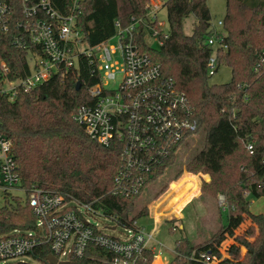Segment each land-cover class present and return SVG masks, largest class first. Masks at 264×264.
I'll return each instance as SVG.
<instances>
[{"label":"trees","instance_id":"1","mask_svg":"<svg viewBox=\"0 0 264 264\" xmlns=\"http://www.w3.org/2000/svg\"><path fill=\"white\" fill-rule=\"evenodd\" d=\"M19 1L9 0L16 10ZM225 1L226 49L218 50L216 57L219 67L225 64L230 69L227 83L209 82L207 63L212 49L204 43L210 15L205 0H164L168 37L158 49L141 40L143 51L159 64L162 76L185 93L198 124L195 135L202 134L200 146L185 170L207 175L208 181L201 179L200 192L213 198L222 195L220 214L221 209L226 211L225 223L206 242L192 246L184 237L179 238L168 264H196L188 259L197 258L202 252L219 259L218 264H264V213L252 214L248 201L249 197L264 195V65L254 71L258 56L264 51V0ZM51 2L63 12L69 0ZM146 3L147 0H84L76 19L82 41L95 46L109 39L115 20L125 25L130 16L144 15ZM190 15L196 22L192 33L186 35L183 21ZM13 35L12 31L0 33V64L4 62L9 67L10 79L21 78L28 71L29 52L13 46ZM98 80L90 59L81 58L76 69L63 76L53 75L28 93L18 91L13 99L0 97V134L11 143V153L26 189L37 187L62 194L66 201L91 204L117 225L131 227L133 222L148 216L146 206L135 211L144 189L135 196L114 194L120 145L115 140L107 147L97 144L73 119L77 108L89 103L87 91ZM176 150L151 175L146 186L174 164ZM198 184L196 177L185 174L174 183L171 192L183 193L182 198L187 199L196 193ZM165 190L162 187L156 196ZM4 199L0 237L14 230L33 229L36 220L27 201L15 196ZM246 220L251 226L234 236ZM228 237L234 243L227 247V257L221 258L219 246ZM241 247L245 249L243 254ZM94 253L103 255L97 250ZM152 261L153 253L145 250L138 264ZM71 264L96 263L84 258Z\"/></svg>","mask_w":264,"mask_h":264},{"label":"built area","instance_id":"2","mask_svg":"<svg viewBox=\"0 0 264 264\" xmlns=\"http://www.w3.org/2000/svg\"><path fill=\"white\" fill-rule=\"evenodd\" d=\"M83 1L69 0L60 12L51 0H20L18 10L9 0H0V33L14 32L13 46L29 52L28 71L21 78L10 79L9 67L4 62L0 64V97L13 99L18 91L28 93L51 76H63L76 69L81 58H89L99 80L87 91L89 103L79 106L73 119L97 144L107 147L115 140L120 145L113 193L139 195L173 151L196 136L198 125L185 93L162 76L159 64L141 46L142 40L148 47L151 43L160 47L168 37L160 30L163 22L157 23V13L165 2L146 6L144 15L130 16L125 25L115 20L113 35L90 46L82 41L83 33L76 22ZM207 22L204 43L212 49L207 63L211 77L219 69L216 52L226 49L225 31L223 19L214 21L209 15ZM113 38L117 40L115 46L108 44ZM263 65L264 51L254 71ZM110 84L116 86L110 88ZM19 193L24 194L36 222L31 230H14L0 237V264H9L24 255L40 257L46 264H51L49 257L56 260L55 264H71L84 258L96 264H138L148 243L162 247L155 241L154 227L148 231L135 221L124 228L127 237L112 238L85 219L98 212L91 204L66 201L62 194L50 190L26 189L11 143L0 134V195L18 197ZM217 199L221 206L224 197ZM94 250L103 255L97 256ZM188 260L196 264L219 263L207 252Z\"/></svg>","mask_w":264,"mask_h":264},{"label":"rangeland","instance_id":"3","mask_svg":"<svg viewBox=\"0 0 264 264\" xmlns=\"http://www.w3.org/2000/svg\"><path fill=\"white\" fill-rule=\"evenodd\" d=\"M163 0H147L146 6L150 5L151 7L159 4ZM206 6L208 8L210 17L214 20H220L223 19L226 13V1L225 0H205ZM163 22V27L160 28V30L163 33H168L169 32V23L167 21L166 17V10L164 8L160 9L157 13V23ZM196 20L195 18L190 15L187 19L183 21V32L186 35H190L192 33L193 26L195 24ZM117 40L116 39H110L108 42L109 45H116ZM151 48L158 49L159 46L156 44L151 43ZM231 73L230 69L225 65L221 64L218 71L209 78L210 83H215V84H223L227 83L230 81ZM116 85L110 84V88H114ZM202 141V134L196 135L194 138H189L187 139L183 145L179 147V149L176 151V158L175 162L173 165H171L163 174V176L157 178L153 182H151L148 186L145 187L143 194L137 201L136 205V213H138L143 207L146 206L147 211H148V217L152 215L154 219H161V223H167V224H161V226H158V232L155 235V241L159 242L162 244V247H160L161 251H157L156 254L160 256L161 261H166L170 262L173 258L174 255V247H175V241L177 237L179 236L178 232L170 233V224L168 223H174L175 220H168L170 219L173 215H175L179 209V206L183 204L185 201H187L189 198H181L179 203L177 205H170L169 206V201H164L163 203L160 204V207L158 209V217L154 215V206L156 203L161 202V200L164 199L167 193H169L172 190V186L174 185L175 182L178 181V179L185 173L187 172L185 170L187 162L190 160V158L194 155L198 147L200 146V143ZM181 171V175L178 179L174 180L176 174ZM188 173V172H187ZM191 174V173H189ZM194 175V174H192ZM193 177H196L199 182V190H200V182L201 179L209 180V177L205 178L206 175H194ZM162 187H165V191L160 193L158 197L156 194L162 189ZM201 193V192H200ZM204 196H208L203 194ZM18 198H20L22 201L24 200V194H16ZM157 198H156V197ZM210 197V196H208ZM156 198V199H155ZM212 199H215L218 203L217 198L210 197ZM249 201V209L250 212L253 214H259V213H264V195L259 197V198H248ZM5 199L4 196L0 195V208L4 206ZM70 206H73L72 204H69ZM219 205V203H218ZM194 204H191L189 206H186V208L182 212V216L185 219L191 218L192 215V209H193ZM220 207V205H219ZM78 209L84 213V209L82 207L78 206ZM222 215L221 218L224 219L222 224L225 223V217H226V211L224 209H221ZM156 217V218H155ZM85 219L89 220V222L93 225H95L98 230L100 231L101 234L116 238V239H124L127 237V232L124 231V227L117 225L111 218L106 217L105 215L102 214V212L98 211L95 214H90L89 216H85ZM250 221V220H247ZM138 225L140 226H145L146 230L152 229L154 226L152 225V221L145 222L140 220V222L136 221ZM251 226V222L249 224H244L243 226H240V229L242 233H244L249 227ZM115 227L114 230L111 228ZM178 231V230H177ZM240 232V234H242ZM234 236H238L236 233H234ZM180 238V237H178ZM229 238V237H228ZM231 241L229 242H222L221 245L219 246V252L221 254V258L227 257V252L226 249L229 245H231L233 241V238H229ZM227 240V239H226ZM252 241V239H250ZM231 243V244H230ZM164 246V248H163ZM159 248V246L157 245ZM242 254L245 252V249L243 247L240 248ZM9 264H46L40 257H34L31 255H24L15 259H12L9 261Z\"/></svg>","mask_w":264,"mask_h":264},{"label":"crops","instance_id":"4","mask_svg":"<svg viewBox=\"0 0 264 264\" xmlns=\"http://www.w3.org/2000/svg\"><path fill=\"white\" fill-rule=\"evenodd\" d=\"M185 174L194 176L187 172H185L183 175ZM207 177L208 176L206 175L205 178ZM182 195L183 193H180V192L172 193L170 191L169 193H167L164 199L161 200V202L155 204L154 215L158 217V214H159L158 209L161 203H163L164 201L170 200L169 206L172 204L177 205L179 201L181 200ZM218 203L215 199H212L208 196H204L202 193H200L199 184H198L196 193H194L192 197H189L187 201L181 204L179 208L176 207V209H179L178 212L175 215H173L170 219H167V221L175 220L174 223H168L171 225L170 230H169L170 233L178 232L179 233L178 237L180 238L184 237L189 242V244L192 246H198L206 242L220 229V227L222 226V222L224 220L221 218L220 209H219L220 207ZM191 204H194L193 209H192L191 218L190 220L189 219L184 220V217L182 216V212L186 208V206H189ZM140 220L148 222V223L149 221H152V225L154 226L157 232H158L159 225L161 226V224H167V223H161L160 221L161 219L159 220L154 219L152 215H150V217L148 218L147 217L141 218L137 221L140 222ZM249 223L250 221L246 220L240 226H243L244 224L247 225ZM240 226L239 228L235 230V233L237 235H240V232L242 233ZM178 237L175 241V245H176L177 240L179 239ZM229 241H231V239L229 238L225 240V242H229ZM147 249L150 250L153 254H155V257L153 258V261L151 264H168L169 263L168 260H166L165 262L161 261L160 256L156 254L157 251H161V249L158 248L156 244L148 243ZM174 255H175V247H174Z\"/></svg>","mask_w":264,"mask_h":264},{"label":"water","instance_id":"5","mask_svg":"<svg viewBox=\"0 0 264 264\" xmlns=\"http://www.w3.org/2000/svg\"><path fill=\"white\" fill-rule=\"evenodd\" d=\"M79 86H80V84L77 83V85H76V91L79 90ZM111 229L114 230L115 227H112ZM48 261H49L51 264H55V263H56V260H55L54 258H52V257H49V258H48ZM61 264H68V263H61Z\"/></svg>","mask_w":264,"mask_h":264}]
</instances>
